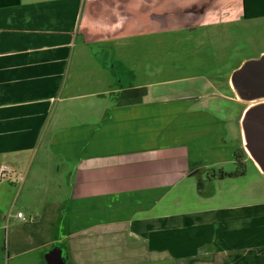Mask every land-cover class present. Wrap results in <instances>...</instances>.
Here are the masks:
<instances>
[{"label":"crops","instance_id":"obj_1","mask_svg":"<svg viewBox=\"0 0 264 264\" xmlns=\"http://www.w3.org/2000/svg\"><path fill=\"white\" fill-rule=\"evenodd\" d=\"M241 1L242 13L233 18L230 8L214 7L212 0H198L185 9L187 2L182 0H0V168L8 165L22 175L20 169L42 148L54 158L63 159L64 167L69 168L72 195L67 197V230L52 245L65 244L62 247L69 264H242L250 260L264 264V202L248 205L250 208L203 213L209 217L197 220L188 229L209 232L200 235L196 254L189 255V259H182L180 251L172 254L160 250V244H152L150 237L153 229L162 232L172 228L166 223L174 219L163 209L157 211V204L186 178H193L192 173L207 169L209 164L196 162L195 153L202 150L201 144H207V152H217L213 155L216 158L225 149L243 143L241 118L246 107L231 99L225 81L236 68L193 79L206 82L207 91H213L205 95L208 98L215 96L240 106L232 118V134L234 140L237 134L241 139L232 145L225 141L229 134L224 125L207 111L189 113L196 101L187 94L169 103L125 99L121 104H108L107 115L101 120L67 129L61 128L63 114L53 119L62 100L85 96L65 95L70 93L65 92L70 87L69 64L80 39L87 43L116 40L120 34L123 38L134 37L135 32L140 33L141 23L147 33L163 32L168 30L166 25L191 21L186 18L192 13L199 27L230 25L244 19ZM184 11L188 13L186 17ZM208 77H217L218 83ZM110 93L102 90L98 94ZM151 104L154 106L149 107ZM185 118L190 120V128L203 129L199 136L187 133ZM177 120L174 137L181 131L185 144L160 143L161 134H153L151 128L174 125ZM153 137L157 139L151 143ZM231 159L217 158L212 164ZM60 168L57 166L58 173ZM17 181L23 183L25 179H0V264H46L45 254L54 248L52 245L49 250L37 245L19 250L24 241L33 238L23 230L38 226L44 219L34 218L32 225L26 222L11 226L12 219L25 222L16 218L22 212L10 208L7 212L5 208V199ZM50 216L45 222L52 224ZM180 225L171 231L183 229ZM110 239L113 244L109 245ZM83 243H88L89 248ZM113 247L110 256L97 257L98 249ZM202 247L205 253L197 252ZM85 249H89V257ZM120 249L123 254L119 255Z\"/></svg>","mask_w":264,"mask_h":264},{"label":"rangeland","instance_id":"obj_2","mask_svg":"<svg viewBox=\"0 0 264 264\" xmlns=\"http://www.w3.org/2000/svg\"><path fill=\"white\" fill-rule=\"evenodd\" d=\"M182 2H187L183 6L186 8L196 4L198 0H182ZM212 2L214 7L220 6L223 10L230 8L233 18H238L242 13L241 0H212ZM183 14L186 17L188 13L184 11ZM189 15L190 17L186 19L191 20L193 13ZM185 23L186 20L180 23L174 22L166 27L178 29ZM135 26L138 27L137 24ZM139 28L140 33L135 32L134 37L123 38L120 34L112 41L104 39L85 43L80 39L76 43L75 53L69 64L71 80L67 85L70 87L65 89V92L69 90L70 93L64 94L85 96L62 100L63 102L54 112V121L57 116L63 114L65 119L61 120V128L67 129L71 125L101 120L102 116L107 115L108 104L109 106L121 104L125 99L141 102L147 98L151 102L169 103L187 94L190 99L196 101L191 105L189 113L200 109L207 111L218 123L224 125V131L229 134L224 137L228 145H232L233 141L235 143L239 141L241 136L238 137V134L235 140L233 139L232 118L240 111V106L214 98L215 96L208 98L205 95L212 94L213 91L211 89L207 91L206 82L193 79L204 73L230 72L239 67L244 59L260 57L264 52V18L243 19L230 25H202L192 32L190 30L161 32V30L147 33L142 23L139 24ZM208 79L218 80L217 77L213 79L208 77ZM102 90L111 93L99 95ZM92 93L94 95H89ZM65 95L64 97H67ZM254 104L256 102L247 103L244 107L248 108ZM152 106L154 104L149 107ZM189 121L185 118V122L189 125L186 132L199 136L203 129H198L196 126L190 128ZM178 123L177 120L174 125L157 129L152 127L151 130L155 135L161 134L160 143L164 145L185 144L183 132L181 135L180 131L179 135L174 137ZM157 137H153L154 140L150 139V142L154 143ZM200 147L202 150L198 149L195 153L196 162L209 164L207 169L193 178H186L171 189L164 198L162 197L156 209L157 211L163 209V212L174 217L166 223V227L172 228L162 232H155L153 229L150 233L152 244H160V250H168L172 254L177 251L183 252L182 259L195 255L194 249L199 245L200 235L204 236L209 232L202 228L188 229L190 225L192 227L197 224V220L209 217L203 213L209 211L219 213L218 211L224 208H250L248 205L264 202V174L252 160L244 161L236 145L225 149L224 153H220L216 158L213 155L217 152H207L206 143L203 142ZM34 157L35 155L32 159H28V165L20 169L25 181L13 183L11 195L5 199L7 212L10 208L24 215L25 222L12 219L11 226H20L26 222L32 225L34 218L44 219L38 226L23 230L25 235H32L33 238L28 242L24 241L19 250L36 245L43 246L40 248L42 250L46 248L49 250L57 236H64L66 229L64 223L67 222L69 207L67 197L72 195L69 168L64 167L66 164L63 159L54 158L52 153L43 148L42 152ZM228 157H232V161L220 165L212 164L214 159L224 160ZM57 166H61L60 173L57 171ZM226 174H235V177H223ZM11 179L14 177L4 181ZM54 203L60 205L56 206ZM58 213L61 214L59 217L49 215ZM47 216L52 217L50 220L53 225L45 222ZM58 220L60 225L57 224ZM179 223L184 230L171 231L179 228L177 227ZM122 241L125 242L124 239ZM108 244H113L111 239ZM83 245L89 248L88 243ZM149 246L151 247V244ZM123 247L127 250L126 245L123 244ZM114 249L115 247L109 250L98 249L97 257H100V254L110 256ZM85 250L84 254L89 257V249ZM203 251L205 253V247L197 250L201 253ZM118 253L123 254V250L120 249ZM93 261L95 262L94 258ZM242 264H254V262L242 261Z\"/></svg>","mask_w":264,"mask_h":264},{"label":"water","instance_id":"obj_3","mask_svg":"<svg viewBox=\"0 0 264 264\" xmlns=\"http://www.w3.org/2000/svg\"><path fill=\"white\" fill-rule=\"evenodd\" d=\"M231 84L241 101L256 104L249 106L241 118L245 151L264 174V54L245 61L234 71ZM192 173L191 176L200 174ZM46 264H69L64 248L56 245L45 254Z\"/></svg>","mask_w":264,"mask_h":264},{"label":"flooded vegetation","instance_id":"obj_4","mask_svg":"<svg viewBox=\"0 0 264 264\" xmlns=\"http://www.w3.org/2000/svg\"><path fill=\"white\" fill-rule=\"evenodd\" d=\"M195 20V17L194 18H192L191 19V21H189V22H186L184 25H182L179 29H168V30H170V31H174V30H190L191 32L192 31H195L196 30V28L197 27H199V26H197L196 25V22L194 21ZM182 24V23H181ZM191 24V25H190ZM257 58V57H256ZM245 62V61H244ZM243 62V63H244ZM242 62H241V64H240V66L239 67H237L234 71H236L237 69H239L241 66H242V64H243ZM234 71L231 73V75H230V77L228 78H226L225 79V81H226V85H227V87H228V90H229V92H231V94H232V97H231V99L233 100V101H239V103H241L242 105H246L247 104V102H245V101H241L238 97H237V95H236V92H235V90L233 89V86H232V84H231V78H232V74L234 73ZM215 82H217L218 83V80H216ZM245 108V107H244ZM247 109V108H246ZM236 149H237V151L238 152H240V154L242 155V157H244V161L245 162H247L246 160H251V158L248 156V154H247V152L245 151V148H244V145H243V143H241L240 145H236ZM236 151V152H237ZM243 161V160H242Z\"/></svg>","mask_w":264,"mask_h":264},{"label":"trees","instance_id":"obj_5","mask_svg":"<svg viewBox=\"0 0 264 264\" xmlns=\"http://www.w3.org/2000/svg\"><path fill=\"white\" fill-rule=\"evenodd\" d=\"M244 16L245 20L264 18V0H243ZM235 177V174H226L223 177ZM59 244V243H58ZM63 247L65 244L60 243ZM57 244L52 245L55 247ZM52 247V248H53Z\"/></svg>","mask_w":264,"mask_h":264},{"label":"built area","instance_id":"obj_6","mask_svg":"<svg viewBox=\"0 0 264 264\" xmlns=\"http://www.w3.org/2000/svg\"><path fill=\"white\" fill-rule=\"evenodd\" d=\"M23 175L21 174H17L14 170H12L11 167L9 166H2L0 168V179L3 180H8L12 177H18L21 180H23L24 178L22 177ZM16 218L19 220H24V215L22 213H17L16 214Z\"/></svg>","mask_w":264,"mask_h":264}]
</instances>
